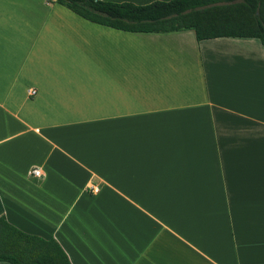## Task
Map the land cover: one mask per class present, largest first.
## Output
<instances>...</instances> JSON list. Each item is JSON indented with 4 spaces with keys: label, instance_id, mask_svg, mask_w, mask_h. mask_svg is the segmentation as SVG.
I'll use <instances>...</instances> for the list:
<instances>
[{
    "label": "crops",
    "instance_id": "obj_1",
    "mask_svg": "<svg viewBox=\"0 0 264 264\" xmlns=\"http://www.w3.org/2000/svg\"><path fill=\"white\" fill-rule=\"evenodd\" d=\"M54 1L0 0V215L71 264H264L260 40Z\"/></svg>",
    "mask_w": 264,
    "mask_h": 264
},
{
    "label": "trees",
    "instance_id": "obj_2",
    "mask_svg": "<svg viewBox=\"0 0 264 264\" xmlns=\"http://www.w3.org/2000/svg\"><path fill=\"white\" fill-rule=\"evenodd\" d=\"M53 1V0H50ZM81 17L131 32L192 29L197 40L258 38L264 48V0H55ZM0 261L10 264H71L52 237L26 232L0 215Z\"/></svg>",
    "mask_w": 264,
    "mask_h": 264
},
{
    "label": "built area",
    "instance_id": "obj_3",
    "mask_svg": "<svg viewBox=\"0 0 264 264\" xmlns=\"http://www.w3.org/2000/svg\"><path fill=\"white\" fill-rule=\"evenodd\" d=\"M34 92V90H31V93H33ZM32 173L34 174V175H36V176H38V175H40L41 173H40V170L38 169V168H34L33 170H32Z\"/></svg>",
    "mask_w": 264,
    "mask_h": 264
}]
</instances>
